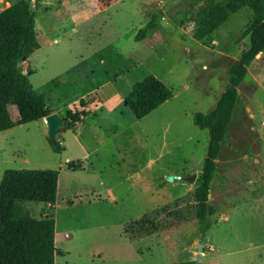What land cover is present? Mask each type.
<instances>
[{
    "label": "rangeland",
    "instance_id": "obj_1",
    "mask_svg": "<svg viewBox=\"0 0 264 264\" xmlns=\"http://www.w3.org/2000/svg\"><path fill=\"white\" fill-rule=\"evenodd\" d=\"M15 1L0 0V12ZM28 1L40 46L20 66L54 112L83 109V95L106 79L124 96L149 75L174 92L141 119L124 102L112 113L92 106L76 133L57 134L66 152L51 147L45 119L0 132V181L11 168L60 171L55 207L26 204L38 218L54 217L58 234H70L58 240L55 264L195 260L200 242L202 264H264V53L238 88L211 183L215 223L205 238L197 183L184 182L200 175L210 140L193 116L212 110L224 91L252 11L234 13L199 42L193 13L206 0ZM147 24L145 40L136 39ZM78 158L81 168L66 166Z\"/></svg>",
    "mask_w": 264,
    "mask_h": 264
},
{
    "label": "trees",
    "instance_id": "obj_2",
    "mask_svg": "<svg viewBox=\"0 0 264 264\" xmlns=\"http://www.w3.org/2000/svg\"><path fill=\"white\" fill-rule=\"evenodd\" d=\"M42 0H36L40 4ZM112 0H100L107 6ZM243 8L252 11L250 21L240 39H247L239 58L228 73V83L215 107L209 112H196L193 121L209 131L210 140L203 168L195 189L196 216L202 238L215 223L216 208L211 204V183L217 170V159L229 130L238 100V88L257 55L264 53V0H206L194 11L196 25L193 38L199 42L211 36L219 25ZM151 24L136 35L141 40ZM37 12L28 0H17L0 12V132L39 119L54 110L45 95L36 90L27 73L21 68L40 46L37 34ZM174 92L160 78L149 75L137 83L124 97L137 119L147 116L170 100ZM82 105L84 100L82 98ZM89 112L69 110L62 116L64 128H73ZM56 152L65 147L59 138L49 139ZM81 162H69L70 169L81 168ZM60 171L57 169L11 168L5 170L0 181V264H55L56 220L38 218L27 208V202L55 205L58 196ZM166 264H202L195 260Z\"/></svg>",
    "mask_w": 264,
    "mask_h": 264
},
{
    "label": "crops",
    "instance_id": "obj_3",
    "mask_svg": "<svg viewBox=\"0 0 264 264\" xmlns=\"http://www.w3.org/2000/svg\"><path fill=\"white\" fill-rule=\"evenodd\" d=\"M141 40H145V39L143 38ZM83 97H84L83 99H85L84 101L87 104H86V107L84 105H82L83 109H81V110H85V111L89 112V114H90L92 106L105 108V110L108 113H112L113 111H115L117 109V107L120 103L124 102L125 96L121 94L120 89L117 87L116 80L106 79L101 84H99L98 87H95L92 90L86 92L83 95ZM55 112H57L61 117L63 116L56 109H55ZM86 117H84L82 119V121L85 120ZM79 123H77L73 128H69V130L74 131L76 133L75 129L77 128ZM62 133H64V132H62ZM63 135H65V133ZM77 138L78 139L80 138L79 135H77ZM78 143H80L82 146L84 145L82 143L81 139L78 141ZM63 146H65L64 151L66 152L67 151V145L65 144V142L63 143ZM77 161H79L81 163L84 162L83 159H81V158H78ZM69 162H74V160H70L67 163H69ZM67 163H66V166H67ZM60 188H61V180H59V185H58L59 190H60ZM41 203H44V202H41ZM56 203H57V201H56ZM56 203L53 207L56 206ZM62 238H63V235L62 234L60 235L57 232V224H56V245L58 243V240H60Z\"/></svg>",
    "mask_w": 264,
    "mask_h": 264
},
{
    "label": "water",
    "instance_id": "obj_4",
    "mask_svg": "<svg viewBox=\"0 0 264 264\" xmlns=\"http://www.w3.org/2000/svg\"><path fill=\"white\" fill-rule=\"evenodd\" d=\"M259 56V54L257 55ZM45 121L48 124V128H49V139L51 141H55L57 134L64 128V121L63 118L57 113V112H53L51 114H49L48 116H46ZM174 178H181V176H172L171 179ZM198 178L197 173H194L193 175L189 176L187 179L184 180V182H190V183H195L196 180ZM210 197V195H209ZM203 250H204V245L202 242L198 243V253L195 259L196 263H200L201 262V258L203 255Z\"/></svg>",
    "mask_w": 264,
    "mask_h": 264
},
{
    "label": "built area",
    "instance_id": "obj_5",
    "mask_svg": "<svg viewBox=\"0 0 264 264\" xmlns=\"http://www.w3.org/2000/svg\"><path fill=\"white\" fill-rule=\"evenodd\" d=\"M63 237L68 238V237H70V234L65 233V234H63Z\"/></svg>",
    "mask_w": 264,
    "mask_h": 264
},
{
    "label": "bare ground",
    "instance_id": "obj_6",
    "mask_svg": "<svg viewBox=\"0 0 264 264\" xmlns=\"http://www.w3.org/2000/svg\"><path fill=\"white\" fill-rule=\"evenodd\" d=\"M210 196H211V194H210Z\"/></svg>",
    "mask_w": 264,
    "mask_h": 264
}]
</instances>
